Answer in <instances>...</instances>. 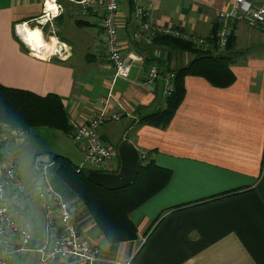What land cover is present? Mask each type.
<instances>
[{
  "label": "crops",
  "instance_id": "crops-1",
  "mask_svg": "<svg viewBox=\"0 0 264 264\" xmlns=\"http://www.w3.org/2000/svg\"><path fill=\"white\" fill-rule=\"evenodd\" d=\"M59 1L65 12L51 23L36 26L33 19L41 14L43 0H0V83L40 95L59 94L71 123L86 121L98 113L102 108L100 101L111 94L107 109L115 112L119 104L123 107L122 118L127 120L124 133L129 134L125 139L138 151L151 152L149 155L157 164L172 170L168 184L131 213L137 239L108 243L86 210L78 217L80 230L108 260H119L120 264H264V28L235 22V56L230 66L235 82L219 88L202 77L186 75L185 97L170 124L161 129L137 125L136 109L140 106L141 114L162 109L163 76L170 69L185 65L192 54L172 50L163 43L138 45L133 39L138 24L133 6L129 0H121L118 22L123 54L139 55L143 61L131 68L128 77L113 80V68L105 60L97 23L93 19L82 20L87 26L81 29L80 56L66 33L68 26L81 27L75 22L80 19L72 14L68 0ZM233 2L140 1L148 8L152 21L201 38L210 34L216 11L229 8ZM22 24L30 29L38 27L42 32L40 50L35 51L23 40L17 31ZM49 27L56 34L50 30L49 39L45 40L43 31ZM54 39L55 46L47 42L51 47L46 50L45 41ZM61 42L66 43L63 57L55 55ZM153 60L158 64L159 75L147 85L145 73ZM110 123L101 128L104 140L112 135ZM3 149L9 151L7 145ZM80 153L76 164L84 166V154ZM53 171L51 182L55 189L65 198L75 199ZM229 190L238 192L208 200ZM32 193L25 192L30 203ZM23 205L28 213V204ZM33 208L40 211L44 223L39 204ZM44 237V231L41 235L35 231L31 245L39 246ZM27 261L34 264L36 254L27 252L17 264Z\"/></svg>",
  "mask_w": 264,
  "mask_h": 264
},
{
  "label": "built area",
  "instance_id": "built-area-1",
  "mask_svg": "<svg viewBox=\"0 0 264 264\" xmlns=\"http://www.w3.org/2000/svg\"><path fill=\"white\" fill-rule=\"evenodd\" d=\"M72 4V14L80 20L93 19L104 46L105 60L113 68V80L117 77L126 78L131 68L143 61L139 55L124 56L120 38L118 13L121 0H68ZM133 6V16L138 24L133 32L137 43L149 45L158 36L168 35L190 39L199 47H207V41L201 37H190L178 27L159 24L152 21L148 8L141 0H129ZM76 8V9H74ZM65 6L59 0H43L40 16L33 20L38 24L51 23L55 17L65 12ZM242 22L251 27L264 28V2L234 0L229 8L216 11L213 43L218 51H224L234 34V23ZM44 24V25H45ZM52 33L54 31L51 30ZM42 33V32H41ZM61 49L65 44H60ZM60 49V50H61ZM58 51L56 50V53ZM35 56L40 57L34 53ZM145 83L150 85L159 75L156 63H150L145 73ZM173 73L164 79L163 93L169 96L174 87ZM109 96V94H108ZM102 108L98 113L76 125L70 133L84 154L85 162L91 170L100 172H117L119 158L116 147L106 142L101 133L103 125L120 120L122 106L110 112L107 109L109 100L100 101ZM75 124V123H74ZM27 137L23 129L1 126L0 128V264H17L20 256L33 252L37 256L34 264H120L121 261L108 260L97 244L83 233L77 225L78 217L86 210L85 205L76 197L65 198L53 186L51 171L56 162L52 155L37 152L32 160L30 184L35 183L33 191L44 216V241L37 247L31 243L35 239V222L26 212L23 201L26 197L25 188L19 176V164L4 145L19 144ZM146 152L139 151L140 163L145 162ZM83 166V164H82ZM29 198L30 195H27ZM31 198V201H32ZM87 213V212H86Z\"/></svg>",
  "mask_w": 264,
  "mask_h": 264
},
{
  "label": "trees",
  "instance_id": "trees-1",
  "mask_svg": "<svg viewBox=\"0 0 264 264\" xmlns=\"http://www.w3.org/2000/svg\"><path fill=\"white\" fill-rule=\"evenodd\" d=\"M75 22L77 26H87L85 21ZM214 28L215 24L210 34L204 38L207 41L205 48L195 45L190 39L180 37L163 35L153 39L151 44L163 43L172 50L187 51L192 57L185 65L170 69L169 73L174 74L172 79L174 89L169 96H165V106L162 109L141 114V107H137L138 116L135 121L137 125L165 129L170 124L186 94L184 85L186 75L202 77L219 88L228 87L235 82L236 75L230 66L234 61L233 47L236 36L232 34L226 49L218 51L214 45L208 46V43L215 41ZM153 62L157 64L156 60ZM166 76L163 78L165 79ZM1 126L23 129L27 133L36 127H48L61 130L68 135L73 129L59 94L49 92L40 95L2 83H0V128ZM150 153L146 152L145 162L140 163L136 179L125 188L118 190H106L89 181L87 175L91 168L77 165L66 155L52 154L56 162L57 176L85 205L95 226L110 244L138 238V230L131 219V213L163 189L171 179L172 170L157 164L150 157ZM237 192V190L225 191L219 197H211L208 200L213 201Z\"/></svg>",
  "mask_w": 264,
  "mask_h": 264
},
{
  "label": "rangeland",
  "instance_id": "rangeland-1",
  "mask_svg": "<svg viewBox=\"0 0 264 264\" xmlns=\"http://www.w3.org/2000/svg\"><path fill=\"white\" fill-rule=\"evenodd\" d=\"M33 22L36 23L34 20ZM48 23H50V21ZM38 24L36 23L35 25L38 26ZM41 25L44 26V24H41ZM34 28H38V27H34ZM81 29L82 27L76 28L73 26H68L66 28V33L71 37V39H73L72 41L75 42L77 53L80 56L83 55V52L80 50L82 48V44L79 41V39L81 38V31H82ZM50 30L55 31L52 28L50 29V27L46 31H43V37L45 40L49 39L48 36L50 34ZM54 33L56 34V31ZM57 37L59 38V36ZM47 42L51 44L52 46H55L54 43H57L55 39L51 41H45L46 50L51 47ZM64 44L66 47V43ZM55 50L58 51L55 55L63 57L61 56L63 49L60 50L58 47V48H55ZM111 98H112V95L109 94L108 96L107 94V97L105 98V100L108 101ZM80 122L82 121H79L75 124L71 123L73 126V130L75 129L76 125L78 126L80 125L78 124ZM126 123H127V120L125 119V117L124 118L121 117L119 121L111 122L108 125V129L110 132H112V135H110L109 137H105V140L109 142L110 144L115 145L117 144L120 138L128 139L129 134L124 133L126 130L125 128ZM7 147L9 151L14 155L15 159L17 160L19 164V176L21 178V182L24 185L25 192H31L32 189L36 191L35 183L33 182V184H30L29 182L30 177L32 175V160H33L35 152H46V153H49L50 155L54 153L63 154V155L70 157L75 163H78L81 158L80 156L81 150L78 147L77 143L72 139L70 135L62 132L61 130L52 129L48 127L33 128L27 133V137L23 142L19 144H9ZM84 166L89 167V164L85 162ZM53 170L55 171L54 168H52V171ZM23 203L28 204L29 206L28 214L34 218V222L36 226L35 231L38 235H41L44 231V229L42 230V227H43L42 215L40 211L36 210V208H33V206L36 207L38 205V202L36 200V195L34 194L32 203H30L27 200V198L24 199ZM25 264H29V261H27Z\"/></svg>",
  "mask_w": 264,
  "mask_h": 264
},
{
  "label": "water",
  "instance_id": "water-1",
  "mask_svg": "<svg viewBox=\"0 0 264 264\" xmlns=\"http://www.w3.org/2000/svg\"><path fill=\"white\" fill-rule=\"evenodd\" d=\"M119 169L117 172H100L91 170L87 179L106 190L125 188L133 182L138 174L140 165L139 151L133 143L122 139L116 146Z\"/></svg>",
  "mask_w": 264,
  "mask_h": 264
},
{
  "label": "bare ground",
  "instance_id": "bare-ground-1",
  "mask_svg": "<svg viewBox=\"0 0 264 264\" xmlns=\"http://www.w3.org/2000/svg\"><path fill=\"white\" fill-rule=\"evenodd\" d=\"M25 26L27 25L22 24V25L17 26V31L20 33L23 40L29 45V47L37 51L39 48L40 42L42 41L41 32L39 28L30 29L28 26H27L28 31H24ZM29 32H34V33L38 32V35L29 36ZM40 49L41 47L39 48V50Z\"/></svg>",
  "mask_w": 264,
  "mask_h": 264
},
{
  "label": "snow or ice",
  "instance_id": "snow-or-ice-1",
  "mask_svg": "<svg viewBox=\"0 0 264 264\" xmlns=\"http://www.w3.org/2000/svg\"><path fill=\"white\" fill-rule=\"evenodd\" d=\"M24 31H28L27 26H25ZM38 35V32H29V36Z\"/></svg>",
  "mask_w": 264,
  "mask_h": 264
}]
</instances>
